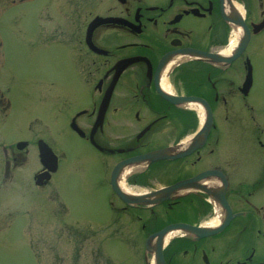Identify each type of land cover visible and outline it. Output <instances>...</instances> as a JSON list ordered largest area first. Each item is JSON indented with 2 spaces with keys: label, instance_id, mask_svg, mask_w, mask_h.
Listing matches in <instances>:
<instances>
[{
  "label": "flooded vegetation",
  "instance_id": "1",
  "mask_svg": "<svg viewBox=\"0 0 264 264\" xmlns=\"http://www.w3.org/2000/svg\"><path fill=\"white\" fill-rule=\"evenodd\" d=\"M263 20L264 0H0V201L15 204L5 222L114 219L100 234L136 264H264V93H253L248 54ZM186 50L213 57L185 61ZM75 136L97 156L108 214L68 201ZM164 149L120 185L187 186L155 206L127 205L113 191V168ZM176 224L222 228L172 231L147 246Z\"/></svg>",
  "mask_w": 264,
  "mask_h": 264
},
{
  "label": "rangeland",
  "instance_id": "2",
  "mask_svg": "<svg viewBox=\"0 0 264 264\" xmlns=\"http://www.w3.org/2000/svg\"><path fill=\"white\" fill-rule=\"evenodd\" d=\"M256 9V7H254ZM257 11V10H256ZM263 15L257 16V20H261ZM28 51L26 50L27 54ZM249 59L254 65L255 86L253 93H264V35L260 38L252 39L248 47ZM57 61H55L56 63ZM36 61L34 58H27L26 65L29 73H35ZM55 65V64H54ZM27 103L35 104L34 100H28ZM37 103V101H36ZM39 129V127H37ZM115 132V129H112ZM113 135V134H112ZM74 153L69 149L70 161L68 168L70 170V184L68 201L74 204V207L86 208L92 211L99 208L108 214V207L104 200L106 189L100 187L99 184V164L97 156L91 146L79 137L75 136L72 140ZM59 148H63L61 142L58 143ZM65 149V148H64ZM98 172V173H97ZM15 205V204H14ZM14 205L10 207L4 206L0 201V244L4 243L5 248H0V264H49L50 251L57 255L58 264H99L97 256L100 252V245L104 254L110 257L115 264H136V261L125 246L116 240H104L102 235H93L88 233V240L81 243L82 234L74 236L72 241L67 239V233L63 230V235L55 234L53 230V219H35L37 224L31 223V227L27 228L29 219H12L5 222L3 219L4 212L14 209ZM17 205H20L17 203ZM45 207V205H43ZM18 214V213H17ZM43 216L48 217L44 208ZM112 219H65L71 224L93 226L95 229L106 226ZM126 226V230L130 229V222L121 219ZM91 225H90V224ZM26 229H25V225ZM34 233L35 249L31 245V237L27 232ZM54 233V234H53ZM37 247L42 250V257H37ZM78 253V255H77ZM79 257V258H78ZM78 258V260H75ZM138 264L140 262L138 261Z\"/></svg>",
  "mask_w": 264,
  "mask_h": 264
},
{
  "label": "water",
  "instance_id": "3",
  "mask_svg": "<svg viewBox=\"0 0 264 264\" xmlns=\"http://www.w3.org/2000/svg\"><path fill=\"white\" fill-rule=\"evenodd\" d=\"M249 39V34L243 35L241 37L242 40V45L245 46V44L247 43ZM188 58H202L208 61H211L212 59V55L210 54H204L198 51H188L184 53ZM191 99L187 98L185 101H189ZM168 150H158V151H154L152 153L146 154L144 156L138 157L136 159H130L127 161H124L120 164H118L112 173V187L114 189V191L129 205H137V204H155V203H159L167 198H170L171 196H173L175 193H177L180 188L186 187L187 184H177L175 186H172L170 188H166V189H161L152 193H146V194H142V195H134L131 193H128L126 191H124L119 185H118V178L120 177V175L127 170L128 168L134 166V165H140L143 163H147L150 161H155L158 159H162L164 157L167 156ZM184 230L187 232H192V233H199V232H203V233H207V232H212L213 230H211L212 228H195V227H191V226H186V225H173V226H169L166 229L162 230L161 232L157 233L156 235L150 237L147 240V246L150 247L151 244L156 243L155 240L158 239L161 240L162 237H164L169 231L171 230ZM160 255H161V251L160 249H158L157 251V258L158 260H160Z\"/></svg>",
  "mask_w": 264,
  "mask_h": 264
},
{
  "label": "trees",
  "instance_id": "4",
  "mask_svg": "<svg viewBox=\"0 0 264 264\" xmlns=\"http://www.w3.org/2000/svg\"><path fill=\"white\" fill-rule=\"evenodd\" d=\"M78 230H80L82 232H79ZM65 231L67 233V239L69 241H72L73 238H74V235L71 234V232H73V231H75V237H76L77 234H82V236L85 235V236L82 237V240L80 241L81 243H84V242H86L89 239L88 235H87L88 233L86 232V230L84 228H79V227L74 228L73 226H65ZM77 255H78V253H77ZM97 256H102V255L99 253ZM78 258H76L75 260H78ZM56 259H55V261L52 264H56ZM97 259L99 261V264H113V262L111 260L104 259L102 261V260H100L101 258H97Z\"/></svg>",
  "mask_w": 264,
  "mask_h": 264
},
{
  "label": "bare ground",
  "instance_id": "5",
  "mask_svg": "<svg viewBox=\"0 0 264 264\" xmlns=\"http://www.w3.org/2000/svg\"><path fill=\"white\" fill-rule=\"evenodd\" d=\"M240 31H241V28L235 27V35L236 36H239Z\"/></svg>",
  "mask_w": 264,
  "mask_h": 264
}]
</instances>
